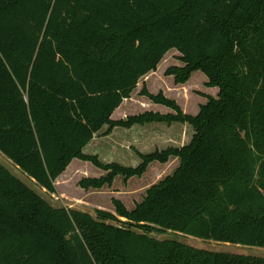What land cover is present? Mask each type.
I'll use <instances>...</instances> for the list:
<instances>
[{"label":"trees","instance_id":"trees-1","mask_svg":"<svg viewBox=\"0 0 264 264\" xmlns=\"http://www.w3.org/2000/svg\"><path fill=\"white\" fill-rule=\"evenodd\" d=\"M171 50L177 84L202 71L217 97L196 115L163 92L172 113H113ZM183 123L189 143L103 164L85 147L105 126ZM0 152L56 193L75 159L108 172L84 189L180 161L130 210L54 207L0 163V264H264V257L197 248L153 232L264 248V0H0Z\"/></svg>","mask_w":264,"mask_h":264},{"label":"rangeland","instance_id":"rangeland-1","mask_svg":"<svg viewBox=\"0 0 264 264\" xmlns=\"http://www.w3.org/2000/svg\"><path fill=\"white\" fill-rule=\"evenodd\" d=\"M184 65L181 54L177 50H171L165 55L155 71L141 79L131 98L123 102L120 108L113 113L112 118L125 120L131 115L152 109H155V112L166 114L167 108L160 104L156 105L142 95L144 89L152 94L163 92L167 97L176 100L185 113L194 115L198 112L200 104L206 103L208 96H218L219 89L208 86V78L202 71L192 73L186 83L177 84L175 77L168 75L167 71L171 67H183ZM107 130L108 127L105 126L97 133L94 140L85 147L84 153L97 156L103 164L116 162L128 167H138L141 164L140 153L149 154L169 146H183L190 142L194 134V129L189 124L166 122L147 123L144 126L135 125L132 128L119 127L113 129L109 134L106 133ZM0 163L52 206L76 209L96 217L98 209L115 213L112 202L114 198L122 200L130 210L134 209L135 204L143 199L146 191L172 174L179 166L180 161L177 158H171L165 164L155 161L149 164L147 171L141 177L125 178L119 175L111 186H105L102 189H84L80 186L84 178H101L108 172L98 168L93 162L75 159L56 180V193H49L32 181L1 152ZM151 236L158 239H175L197 248L213 251L264 257V248L262 247L216 242L171 230L153 232Z\"/></svg>","mask_w":264,"mask_h":264},{"label":"crops","instance_id":"crops-1","mask_svg":"<svg viewBox=\"0 0 264 264\" xmlns=\"http://www.w3.org/2000/svg\"><path fill=\"white\" fill-rule=\"evenodd\" d=\"M201 104H203V103H201ZM156 105H158V104H156ZM161 106H163V107H165V108L168 109V110H167L168 112L166 111V114H168V113H172V110H171V109L169 110L168 107H166V106H164V105H161ZM119 108H120V107H119ZM119 108H118V109H119ZM118 109H116V110H118ZM154 110H155V109H152V110H146V111H153V112H155ZM146 111H144V112H146ZM169 111H170V112H169ZM198 111H199V110H198ZM141 113H143V112H141ZM187 113H188V112H187ZM197 113H198V112H196L194 115H196ZM188 114H190V113H188ZM134 115H136V114H134ZM112 119H114V118H112ZM114 120H117V119H114ZM119 120H120V119H119ZM149 124H150V123H149ZM174 124H182V123H178V122H176V123H174ZM134 126H135V125H134ZM138 126H144V125H138ZM116 128H119V127H116ZM116 128H115V129H116ZM131 128H132V127H131ZM95 136H96V135H95ZM94 138H95V137H94ZM93 140H94V139H93ZM93 140H92V141H93ZM177 147H178V146H177ZM179 147H180V146H179ZM177 159H178V158H177Z\"/></svg>","mask_w":264,"mask_h":264}]
</instances>
